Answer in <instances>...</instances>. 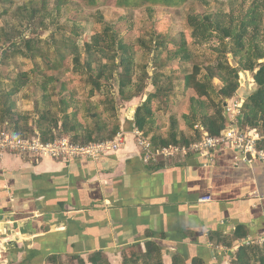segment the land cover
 I'll return each mask as SVG.
<instances>
[{
    "label": "crops",
    "instance_id": "crops-1",
    "mask_svg": "<svg viewBox=\"0 0 264 264\" xmlns=\"http://www.w3.org/2000/svg\"><path fill=\"white\" fill-rule=\"evenodd\" d=\"M134 139L128 131L98 159L0 155V264H65L97 250L112 262L146 242L164 264H231L238 243L264 234V163L236 165L229 146L146 162Z\"/></svg>",
    "mask_w": 264,
    "mask_h": 264
},
{
    "label": "trees",
    "instance_id": "trees-1",
    "mask_svg": "<svg viewBox=\"0 0 264 264\" xmlns=\"http://www.w3.org/2000/svg\"><path fill=\"white\" fill-rule=\"evenodd\" d=\"M190 0H86L85 6L88 8L99 6L100 3L121 7L124 9L147 7L152 9L154 5L168 7H180L187 4ZM207 3L208 0H197ZM239 14L233 12L216 11L207 13L189 12L188 24L193 29L194 36H199L201 42H207L213 37L220 40V44L215 51L221 53L226 60L217 61L215 64L207 66L206 71L201 64L195 63L190 69L187 65L191 61V54L188 52L187 42L180 38L177 42L174 37L168 33L159 32L157 29L149 33V38H139L135 42L131 36H125L124 30L117 28L112 24H105L104 30L96 32L90 39H85L83 49L78 42V35L81 34V21L73 19L72 22L66 21L52 30L49 37L44 39L42 36H29L17 32V35H0V46L9 43L6 50L7 56L22 55L26 58H43L49 67H55L56 63H64L67 55L71 56L73 71L84 77V82L88 90V98L103 95L105 98L98 100V104H103L104 109L100 113H94L95 128L85 131L77 128V111L70 112L69 109L77 100L70 97H60L58 103L63 116L61 118L53 115L50 105L52 102L46 100L47 108L40 112L37 118L36 128H29V116H15L11 112L14 104L9 106L7 114L10 120L6 124H15V135L22 137H32L40 135L44 140L56 138V130L59 128V121L62 122L64 131L72 130L74 135L72 140L83 142H97L113 138L119 130L131 131L137 127L150 136L154 146H163L170 143H189L201 138V132L196 128V124L204 126L211 135H217L228 124V112L223 106V100L231 99L243 91L247 97L241 106V126L244 128L258 129L262 140L261 146H264V45H263V27L261 25L263 18L264 0H252L251 4ZM25 19L31 24L39 15V10L32 7V1L29 5L22 8ZM7 12V11H6ZM46 16V15H44ZM72 23V25H70ZM17 29V28H16ZM14 28V31L16 30ZM47 42L48 46L44 49L40 43ZM2 46V47H3ZM224 47V48H223ZM144 50L149 55L148 62H139L137 59L138 51ZM54 52L55 56L51 53ZM166 53V57L163 56ZM228 53H231L238 62V67H233L228 60ZM144 57V54L142 55ZM178 61V68L184 77V93L192 91L190 97L191 114L193 120L192 136H185L183 131L178 130V122L173 116L171 118L168 130L161 129L156 132V114L161 105L169 102L171 99V90L174 86L165 88L161 84L163 71H157L150 74L149 68H160L164 61ZM69 67V66H68ZM70 69V67H69ZM240 69L249 71L254 79L253 89H241L239 81ZM139 70V78L136 80L135 73ZM135 76V77H134ZM219 78L223 86L220 89L222 99L215 100L212 94L213 79ZM151 81L155 91L150 92L148 98L137 106L133 121L128 119L121 124L119 118V104L117 100L131 102L135 97L143 95L147 87V81ZM249 83V82H248ZM16 92L24 81H13ZM12 92L5 91L2 101L9 100ZM161 97L159 103L156 98ZM99 107V106H98ZM90 109V108H88ZM211 109V110H210ZM105 113V114H104ZM111 115L110 121L106 116ZM4 117V116H2ZM105 117V118H104ZM25 119L24 126L19 124V119ZM184 118H187L184 116ZM5 119V117H4ZM114 121V122H112ZM163 126V125H161ZM160 126V127H161ZM236 236L240 235L239 232ZM224 245L232 247V240L222 239ZM126 250L129 255L125 256ZM162 250L154 242H146L145 248L140 245L132 248H123L124 255L122 264H164ZM231 264H264V243H238L235 252H231ZM48 261L52 264H62L58 261L56 255H51ZM193 264H205L202 259L196 258ZM69 264H112L108 255L101 250L91 252L87 259L80 254L70 256ZM173 264H187L180 256H175Z\"/></svg>",
    "mask_w": 264,
    "mask_h": 264
},
{
    "label": "rangeland",
    "instance_id": "rangeland-1",
    "mask_svg": "<svg viewBox=\"0 0 264 264\" xmlns=\"http://www.w3.org/2000/svg\"><path fill=\"white\" fill-rule=\"evenodd\" d=\"M29 1H32V7L35 8V10H39V15L31 24L23 17V15L27 13L22 10L24 6L29 5ZM251 1L252 0H208L205 4L197 0H190L187 4L178 8L154 5L152 9L147 7L121 9V7L104 3H100L99 6L88 8L85 6L86 0H0V35L4 37L6 34L17 35V32H22L26 34V38L29 36H42L44 39H47L51 31L55 30L58 25H62L66 21L72 22L73 19H78L81 21V34L78 35V42L82 47L84 40L90 39L96 32L103 31L105 24H112L117 28H121L124 30V35L131 36V39L135 42L139 41L140 37L148 39L149 33L157 29L159 32L168 33L174 37L177 42L180 41V38H184L187 42L188 52H190L192 56L187 66L191 69L195 63L201 64V66L205 68L203 71L205 72L207 66L210 64L213 65L217 61L220 62L226 59L222 57L221 53L215 51L220 44V40L217 37H213L207 42H201L199 36H194L193 29L188 24L189 12L195 11L203 13V11L206 10L207 13L230 11L233 12V14H239L241 10L248 8L247 6L251 4ZM262 10L263 18L261 25L263 27L262 41L264 45V8ZM72 23H70V25H72ZM14 28L17 29L14 31ZM40 45L44 49L48 46L47 42H41ZM2 46H0V99L7 90L12 92V94L7 102L3 100L0 105V130L6 129L8 132L15 135V124L11 123L9 125L5 122L6 120H10L7 110L12 104H14V107L11 109V112L15 114V116H29V124L27 125L29 128H36V121L40 112L47 108L45 99L52 102L50 107L53 115L61 118L63 112L59 104H57L60 97H65L66 99L73 97L74 100L78 101L69 111H77L76 119L77 128H79V130L81 129L86 133L88 130L95 128L96 117L93 115L94 113L103 111L104 105L98 104V100L105 97L103 95L93 96L90 99L87 97L89 87L85 85L84 77H81L80 74L73 71L71 56L67 55L64 63L58 62L55 67L50 68L49 64L40 57L30 59L20 54L6 57L5 52L8 49L9 43H4V46ZM53 53L54 52L51 54L55 56ZM143 54L144 57H142ZM231 55V53H228L227 56L232 65V59H234V57ZM163 56L166 57V53ZM137 59L142 63L148 62L149 55L145 54L144 50L141 49L138 51ZM163 61L164 64L162 67L149 68L150 74L162 70L163 76L161 77V84L165 86L166 90L170 86L174 87L170 92L171 99L169 102L162 104V109H159L156 114L154 129L156 132L164 128L168 130L171 118L175 116L178 122V130L183 131L185 136H192V134H194V131L191 129L193 120L189 118L191 114L190 97L192 91L186 93L183 91L182 78L184 75L181 72V68H178V61ZM240 71L246 74V82L241 84V86H247L249 83H252L253 77L251 73L242 69H240ZM139 75L140 73L138 70L135 73L137 77L136 80L139 78ZM18 79L21 82L24 81L25 84L16 92H13V90H15L13 81ZM150 82L149 80L147 81L145 93L135 97L131 102L117 100V104L120 106L119 118L122 125L127 119L126 113L128 107L133 105L138 106L144 101L145 96L148 98L149 93L155 91L154 86H152ZM222 86L223 83L219 78L213 79V90L211 95H213L217 101L222 99L220 95ZM245 99L244 96L237 94V96L231 99L223 100V106L227 108L228 105L234 106L240 104L241 109ZM160 101L161 97H157L156 102L159 103ZM2 116H4L5 119ZM184 116L187 118H184ZM109 117H111V115L106 116L107 121H110ZM24 122L25 119H19V124L21 126H24ZM61 125L62 122L59 121V128L55 133L56 138L67 136L72 139L74 132L72 130L64 131ZM152 134L148 136L150 137ZM83 138L84 137L80 139V142H83ZM124 255H129L128 250H126ZM124 255L120 254L117 257L110 255V258L114 264H122ZM62 261L65 262V264L69 263V260Z\"/></svg>",
    "mask_w": 264,
    "mask_h": 264
},
{
    "label": "built area",
    "instance_id": "built-area-1",
    "mask_svg": "<svg viewBox=\"0 0 264 264\" xmlns=\"http://www.w3.org/2000/svg\"><path fill=\"white\" fill-rule=\"evenodd\" d=\"M226 110L232 116L219 134L211 135L204 126L196 124V128L200 130L202 136L189 143H170L156 147L143 130L134 127L131 132L135 137L136 144L142 150L146 162L157 161L161 158L187 157L193 153L209 158L213 150L229 146L237 152L236 165L239 163L253 164L256 161L264 163V146L260 144L262 136L259 130L241 126L240 104L228 105ZM127 134L128 131L120 130L113 138L87 143L74 141L67 136L51 140H44L40 135L22 137L2 129L0 130V155L12 152L20 156H49L61 160L98 159L105 154L119 150L126 143ZM209 199L210 197H204L201 198V201ZM245 242L262 244L264 243V234L258 238H250Z\"/></svg>",
    "mask_w": 264,
    "mask_h": 264
},
{
    "label": "water",
    "instance_id": "water-1",
    "mask_svg": "<svg viewBox=\"0 0 264 264\" xmlns=\"http://www.w3.org/2000/svg\"><path fill=\"white\" fill-rule=\"evenodd\" d=\"M232 65H233V67H237L238 66V63H237V61L235 59H232ZM245 82H246V74H245V72L240 71V83L243 84ZM253 82H254V79H253L252 83H249L247 86H243V87H245V88H247V89H249L251 91L253 89ZM243 87L241 86V89H243ZM238 94L241 95V96H244V99L247 97L246 93H244L241 90L239 91ZM146 99H147V96L144 97V100H146ZM136 109H137V105H135V106L133 105V106H129L128 107V111L126 113V116H127L128 120H131V121L134 120Z\"/></svg>",
    "mask_w": 264,
    "mask_h": 264
}]
</instances>
